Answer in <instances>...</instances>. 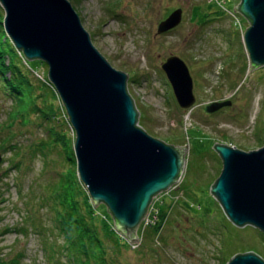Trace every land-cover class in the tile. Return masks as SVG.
Wrapping results in <instances>:
<instances>
[{"label":"rangeland","instance_id":"374dc122","mask_svg":"<svg viewBox=\"0 0 264 264\" xmlns=\"http://www.w3.org/2000/svg\"><path fill=\"white\" fill-rule=\"evenodd\" d=\"M67 1L95 49L112 68L128 75L127 90L141 128L174 147L187 145L179 181L152 199L137 228L141 245L111 256L119 264H227L232 255L249 250L264 260V234L232 225L210 193L222 170L215 143L250 152L264 140V66L249 72L244 33L250 24L234 10L240 0ZM178 9L180 24L158 34V25ZM170 56L182 59L193 79L196 101L191 110L179 107L161 69ZM40 61L29 63L34 76L43 80L48 67ZM56 94L60 116L45 123L38 110L15 114L14 101L0 91V259L6 264H46L45 240L51 235L61 240L46 196L71 168V153L58 146L42 155L40 147L48 139L47 129L55 127L72 141L74 152L75 131ZM227 102L231 104L216 112L207 111ZM98 207L97 216L114 226L105 206ZM20 228L24 235L18 234ZM106 244L110 252L113 245ZM66 259L55 255L52 264H68Z\"/></svg>","mask_w":264,"mask_h":264},{"label":"water","instance_id":"95a60500","mask_svg":"<svg viewBox=\"0 0 264 264\" xmlns=\"http://www.w3.org/2000/svg\"><path fill=\"white\" fill-rule=\"evenodd\" d=\"M3 26L28 61L47 64L54 86L75 131L77 174L93 204H104L114 228L130 244L139 242L138 226L151 201L171 189L185 166L187 145L174 147L139 126V112L127 90V74L110 66L67 0H0ZM235 12L250 24L244 33L250 71L264 66V0H240ZM182 11L158 25L163 34L176 28ZM177 104H195L193 79L185 62L168 57L161 65ZM231 103L207 108L216 112ZM222 170L210 187L227 219L237 228L264 234V143L245 152L215 143ZM1 162V157H0ZM227 264H264L255 252L234 255Z\"/></svg>","mask_w":264,"mask_h":264},{"label":"trees","instance_id":"16d2710c","mask_svg":"<svg viewBox=\"0 0 264 264\" xmlns=\"http://www.w3.org/2000/svg\"><path fill=\"white\" fill-rule=\"evenodd\" d=\"M3 19L4 14L0 7V91L14 101L15 114L16 111L23 110L26 112L34 109L38 110V114L44 117L45 123L51 121L53 123V119L57 118V114L59 115L57 111L59 106L56 105V100H58L56 90L49 81L47 74L43 80L34 76L29 61L24 57L22 51L15 48L4 32ZM40 62L46 67L45 63ZM37 91L40 92L39 95L36 94ZM37 101L39 104L36 103ZM62 110L64 111L63 114L66 115L65 109L62 108ZM52 128L47 129L48 139L40 145L42 155L45 153L43 152L44 149L50 148L52 150L58 146L70 150L71 159L67 163L71 168L66 170L65 175L60 174L58 182L54 186H50L52 192L46 196L47 204L50 203L53 229L56 226L57 233L61 236V240H58L54 235L48 236L42 245L46 264H52L53 257L61 254L66 256L68 264H119L120 261L111 255H119L122 250L129 248L130 245L115 231L113 224L105 220L106 223L110 224L108 226L97 216L98 209H100L98 206L104 204L101 203L95 207L86 192L85 186L80 181L77 175V167L75 168L76 161L72 141L68 140L63 133L55 130V127ZM45 162L48 165L47 159ZM104 213L105 216L109 215L112 218L110 213L107 214V210ZM160 217H165V214L160 215ZM35 228L41 230L38 224L35 225ZM21 230L24 228H20V231H17L18 234L24 235L25 232ZM43 233L44 227L42 225V238H44ZM50 238H53L54 241L49 242ZM106 241L113 245L110 252H108ZM246 251L249 252V250ZM14 261L13 264L18 263L16 260ZM0 264L6 263L0 259Z\"/></svg>","mask_w":264,"mask_h":264}]
</instances>
